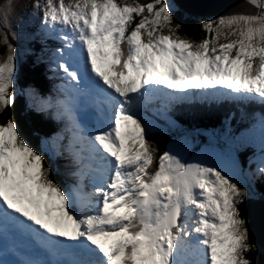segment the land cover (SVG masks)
<instances>
[{
    "label": "snow or ice",
    "instance_id": "1",
    "mask_svg": "<svg viewBox=\"0 0 264 264\" xmlns=\"http://www.w3.org/2000/svg\"><path fill=\"white\" fill-rule=\"evenodd\" d=\"M31 8L42 37L60 42L48 62L61 82L54 95H28L61 127L36 150L15 121L0 123V264H252L248 188L219 165L157 155L140 112L157 94L264 105V0L203 21L199 41L179 34L169 0ZM12 11L11 0L0 8V109L14 103ZM89 102L105 110L95 127ZM261 152L254 178H264ZM45 153L66 158L71 183L53 178Z\"/></svg>",
    "mask_w": 264,
    "mask_h": 264
},
{
    "label": "rangeland",
    "instance_id": "2",
    "mask_svg": "<svg viewBox=\"0 0 264 264\" xmlns=\"http://www.w3.org/2000/svg\"><path fill=\"white\" fill-rule=\"evenodd\" d=\"M200 1L205 2V4L206 2H214L216 7L218 6L217 3L220 5L226 6L230 2V1L225 2L226 0H200ZM234 1H237V0H234ZM239 1L240 0H238V2ZM7 2L8 0H0V8H2ZM11 2L13 4V11L10 15L11 27H12V30L18 36V39H15V40H13L11 36H9V40L13 44V47H14L15 69H16L15 74H14V88L12 89V91H14V102L17 99H19V97H22L25 101V104L28 103L29 105V102L31 101L28 95L29 90H24L23 88L24 86L18 85V83L16 82V78L18 76V70H19V63L20 61L25 59L26 53L29 51V48H30V46H28V43H27L30 37V35L28 34L29 32L28 24L34 25L33 29L35 30V33L38 35L39 40L44 41V38L41 35L40 25L38 23L39 13H34L31 8V4L33 0H11ZM65 2L67 3L68 0H65ZM145 2H147V0H144V3ZM169 2L175 6V10L179 9V11L181 13H184L186 16L191 15L189 14V12H186L177 3L176 0H169ZM220 2H225V3H220ZM244 4L245 2L243 1V6H240L239 9L244 8ZM228 9L229 11H231L230 7ZM218 16H221V15L208 13V14H205V15L202 14L199 16L191 15L190 17L192 19L195 18V20H197L196 23L200 22L202 25L203 21L205 20L214 21ZM179 34L182 37H185L181 33ZM55 41H57L56 38H55ZM221 42H224L223 39H221ZM44 53L46 57L49 55V51L46 49ZM154 110H157V109H154ZM249 114H250V121L248 120L247 124L250 122L256 121L261 116H264L262 112H258V111H256V114L254 112L249 113ZM180 115H181L180 113L177 114L179 118H180ZM164 122L160 121L159 123H164ZM175 122H172V124L169 125L170 126L169 129L174 131L173 134L170 133L168 137L167 134L164 133V132H167V130L161 132L160 134L155 133V135L151 136L152 143L155 142L156 140L158 141L160 140L162 142L165 141L166 150H170L174 154H178L180 158L182 157L187 158L190 162H200V161L207 162L210 156L214 164L218 165L220 163L219 166L227 170L233 176V178L236 179L241 184V186L247 187V184L245 183L246 181L248 185H251L250 178L252 176L250 175V173L251 171H253L254 167L255 168L257 167L256 164L254 165V161L256 162L260 161L261 156H262L261 150H259V147L257 146L256 143L252 142V138L254 137V140L255 138H258L261 141L263 139V135L255 134L253 137L251 136L245 137L242 140L238 141V146H237L235 144H231L234 142L232 138L229 137L228 133L221 134L225 132L224 128L227 127L225 125H221L220 127L216 128L217 131H215L214 129H210V128L206 130H202L200 128L197 130L194 127H192V128H188L190 130V131L188 130L189 132H186L187 127L185 125L177 124V122L176 123ZM148 125H149V128H156L158 124L148 123ZM160 128H162V126ZM21 135L22 136L24 135L23 131ZM222 137L225 138V141H223L224 139ZM215 143L221 144L230 150L226 151L225 148H220V146L216 145ZM250 147L253 149L252 151L258 150V152L252 153ZM240 150L244 152L246 155V156L243 155L245 163L240 162L241 159H240L239 153L241 152H238ZM218 152H222V153L227 152L230 158L224 160V158L226 157L219 155ZM252 164H253V168H251ZM258 205H260V202L254 201L251 206L257 207ZM244 254H247V252Z\"/></svg>",
    "mask_w": 264,
    "mask_h": 264
},
{
    "label": "trees",
    "instance_id": "3",
    "mask_svg": "<svg viewBox=\"0 0 264 264\" xmlns=\"http://www.w3.org/2000/svg\"><path fill=\"white\" fill-rule=\"evenodd\" d=\"M124 2L130 3L132 2V0H124ZM140 2L144 3V0H140ZM174 19L176 22L182 25L180 33L183 36L194 39L196 41L203 38L204 32L202 30L201 23H196L197 20H195V18L192 19L190 16H186L184 13H181L179 10H174ZM33 28L34 25L31 24L29 26L28 32V34H30V38L27 41L28 46H30L29 50L32 53L30 54L28 51L25 61L20 64V68L23 74H20V77L16 78V80L22 86L36 88L39 92L44 93L48 91L50 83L47 80V73L45 70V65L43 64L44 62L41 61L39 57H37L39 55V52H36V48L34 47V45H36L41 48L43 42L39 40V37L35 33V30ZM32 42L34 45H32ZM3 52L4 48L2 45H0V55H2ZM24 104V99L22 97H19V99H17L13 105H9L6 108L0 109V123L6 121L7 119H12L13 121H15L19 130V134L21 135L23 131L24 135L21 136L34 149L37 150L39 148V142L41 138L47 134L56 132L59 129V125L56 123L54 118L48 115L40 114L36 111V109L33 108L32 109L34 112H31L28 108L29 106L27 105V103L25 105ZM227 113L229 114V111H227L225 107H223V110L220 111H218V109H209L206 112L201 111L199 113H194L191 115L189 114V119L184 117L182 119V122L187 126H192L190 124V120H194L193 125H199L198 127H200L201 124L217 127L219 124H222L224 120L229 118ZM36 117L39 118V121L36 119ZM244 117L246 118V115ZM244 117L241 116L239 118V121L243 120ZM153 145L156 146L159 150L163 148V142L160 140H156ZM45 160L51 166L49 160L46 157ZM68 172L69 169L66 168V175L68 178H71V176L68 175ZM52 175L55 180L62 183L61 178L56 173L52 172ZM257 185L259 186V184ZM253 186H255V189L258 190V192L260 191L264 193V190L258 189L256 185ZM252 188L254 189V187ZM249 208L250 201L248 200H245L244 203L240 205V214L248 220L250 225ZM249 242L255 245L250 236ZM244 255L247 259L252 261V264H264V255H262L256 249V247L254 250L248 251L247 254Z\"/></svg>",
    "mask_w": 264,
    "mask_h": 264
},
{
    "label": "water",
    "instance_id": "4",
    "mask_svg": "<svg viewBox=\"0 0 264 264\" xmlns=\"http://www.w3.org/2000/svg\"><path fill=\"white\" fill-rule=\"evenodd\" d=\"M177 3L186 11L189 12L191 15H205V14H216V15H226L228 14L229 7L232 10L239 9L240 6H243V0L238 2L234 0H226L230 1L226 6L220 5L217 2V7L214 2H202L200 0H176ZM220 2V3H225ZM245 2V1H244ZM243 9V8H242ZM255 209V210H254ZM251 212V220L252 226L250 229V235L255 242L257 250L264 254V214L261 213L263 211L260 210L258 207H254Z\"/></svg>",
    "mask_w": 264,
    "mask_h": 264
},
{
    "label": "bare ground",
    "instance_id": "5",
    "mask_svg": "<svg viewBox=\"0 0 264 264\" xmlns=\"http://www.w3.org/2000/svg\"><path fill=\"white\" fill-rule=\"evenodd\" d=\"M49 86H51V89L53 88L54 90H55V88H56V85H50L49 84ZM44 93H46V92H44ZM157 96V95H156ZM162 96V95H161ZM163 98H165L166 100H167V102H168V106H169V108H171V106H172V101H169L166 97H164V96H162ZM156 98V97H155ZM152 99V98H151ZM152 104H150V100L144 105V107L145 108H147V109H150V107H153L152 109V112L154 113V114H156L157 113V110H154V109H156V107H154V106H151ZM159 109H161V104H159L158 106H157ZM104 113H105V110L104 109H102L101 108V111L99 112V121H101V120H103L104 119ZM98 124V123H97ZM95 126H97V125H95ZM148 134H149V132H148ZM148 134H147V139H148ZM149 140V139H148ZM184 162H187V160L184 158V159H182ZM150 167H153V166H150ZM86 179H87V185H88V187H87V189H85L86 191H90L91 189H90V181H89V178L88 177H85ZM70 179H72V177L70 178ZM261 210H263L264 211V208L262 207V208H260ZM18 243H20V242H18Z\"/></svg>",
    "mask_w": 264,
    "mask_h": 264
}]
</instances>
